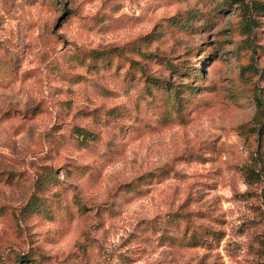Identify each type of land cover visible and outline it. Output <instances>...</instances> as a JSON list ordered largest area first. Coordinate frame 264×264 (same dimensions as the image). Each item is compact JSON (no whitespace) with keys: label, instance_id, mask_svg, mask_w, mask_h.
<instances>
[{"label":"rangeland","instance_id":"rangeland-1","mask_svg":"<svg viewBox=\"0 0 264 264\" xmlns=\"http://www.w3.org/2000/svg\"><path fill=\"white\" fill-rule=\"evenodd\" d=\"M253 3L0 0V264H264Z\"/></svg>","mask_w":264,"mask_h":264},{"label":"trees","instance_id":"trees-1","mask_svg":"<svg viewBox=\"0 0 264 264\" xmlns=\"http://www.w3.org/2000/svg\"><path fill=\"white\" fill-rule=\"evenodd\" d=\"M253 6L255 8H262V9H264V4L263 3H253ZM256 105L258 106V102L256 103Z\"/></svg>","mask_w":264,"mask_h":264}]
</instances>
